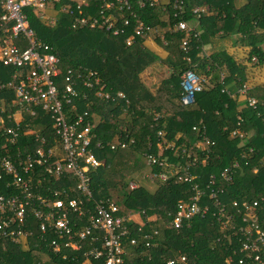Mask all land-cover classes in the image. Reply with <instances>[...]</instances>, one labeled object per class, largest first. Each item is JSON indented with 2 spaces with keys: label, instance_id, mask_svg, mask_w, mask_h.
Masks as SVG:
<instances>
[{
  "label": "trees",
  "instance_id": "16d2710c",
  "mask_svg": "<svg viewBox=\"0 0 264 264\" xmlns=\"http://www.w3.org/2000/svg\"><path fill=\"white\" fill-rule=\"evenodd\" d=\"M126 1L135 18L128 11L120 13L129 19V26L119 36H111L99 27L72 28L73 17L61 10L67 5L65 0L48 4L54 12L53 24L41 19L32 9L25 10L34 42L59 61V75L55 80L59 91L67 71L82 75L92 72L98 79L91 90L78 88L79 96L73 100L76 109L70 110L71 118L75 113L87 111L90 121L95 122L91 150L99 165L87 172L90 199L85 202L70 190L75 186L70 176L54 179L40 168L30 173L31 192L34 196L52 199L54 191H64L81 198L91 211L94 202L111 198L110 191L116 185L129 178L132 171L146 166L145 154L156 155V145L161 142L157 133H160L164 139L162 145L170 146L160 157L165 164L146 167L150 174L164 173L167 179L149 177L155 182L153 192L140 186L130 190L124 184L117 192L119 198L112 200L119 214H138L134 222L126 223L129 236L121 238L122 264H165L180 256L185 258L184 264H238L239 258L244 259V254L238 251L236 234L238 227H243L240 222L243 210L240 206L233 207L232 202L257 201V220L264 229V85L248 88L245 96L238 93L246 86L249 74L264 71V0H244L240 7L235 6V0H182L180 12L172 11L169 4L160 5L152 0ZM91 8L83 10L82 15L93 16L95 9ZM195 8L202 12L193 13ZM135 20L147 31L142 38L137 37L130 46H125L124 39L131 33ZM178 21L196 23L195 37L173 32ZM146 37L165 52L163 59L144 46ZM183 40L188 46L185 52L180 49ZM21 46L26 45L22 42ZM204 47L210 52H203ZM156 63L164 65L168 74L151 92L140 75ZM188 69L208 82L194 95L191 105L181 106L179 77ZM14 71L0 67V80L7 81ZM100 89L110 94L109 100L96 96L95 92ZM118 93L123 98L117 97ZM240 96L243 100L239 102ZM0 97L8 102L12 94L5 91ZM248 97L256 101L255 109L247 106ZM33 110L32 116L22 113L16 143L20 154L23 146L30 149L37 146L33 135H28L29 130H39L46 146L55 140L49 115L38 108ZM5 122L9 125L6 118ZM232 130L242 134L241 137L231 138ZM203 135L213 145L198 147ZM3 140L0 133V142ZM115 142H123L125 147L111 150L109 145ZM237 153L243 154L245 164L230 182H223L219 172L238 157ZM176 170L180 175L187 172L191 182L176 181ZM211 178L215 185L206 188ZM191 185L205 192L201 204L207 205L208 212L191 218L176 230L170 221L177 203L187 202L191 196ZM209 190L215 192L218 206L207 199ZM1 192L18 193L17 190ZM220 210L222 215L217 214ZM227 217L232 218L231 224L226 221ZM78 222L85 224L83 219ZM153 232L157 233L151 240L155 247L147 248L143 236ZM131 238L135 240L134 245L129 243ZM97 243L87 241L83 246H98ZM25 247L5 246L3 250L0 245V264H73L74 260H81V254L65 249L62 253L66 257L61 259L46 244L42 245L35 221ZM243 262L250 264L249 260Z\"/></svg>",
  "mask_w": 264,
  "mask_h": 264
},
{
  "label": "built area",
  "instance_id": "2783aa9c",
  "mask_svg": "<svg viewBox=\"0 0 264 264\" xmlns=\"http://www.w3.org/2000/svg\"><path fill=\"white\" fill-rule=\"evenodd\" d=\"M60 0H0L2 13L0 15V67L12 68L15 71L7 81L0 80V96L5 91L12 94L11 101L6 102L0 97V133L4 140L0 142V245L4 250L5 246H12L17 249H27L25 242L32 235V221H35L38 232V240L42 245L46 244L49 249L59 258L65 259L62 251L81 254V260L73 264H122L123 249L121 238L129 236L126 223L133 221L138 214H119L118 207L108 198L104 201L93 203L90 211L83 203L81 196L87 202L91 197L89 187L88 169H95L99 162L91 150V142L94 138L92 133L95 122L90 121L87 111L75 113L71 118L70 110H75L73 100L78 98V88L91 90L93 84L98 83L96 75L88 72L84 75L67 71L62 79L61 91L56 85V78L59 75V61L57 57L46 53V48L37 45L33 40V32L29 27L26 9H32L41 19L49 24L54 22V12L48 8V4H57ZM67 5L61 8L62 11L73 17L72 28L88 27L90 29L99 27L111 36H119L124 28L129 26V19L121 16L123 11L130 12L129 15L135 18L130 11L126 0H65ZM157 0H152L156 3ZM171 10L181 11L182 0H167ZM93 6L95 14H83V10L89 11ZM142 7L143 3H139ZM48 9L53 16L46 15ZM193 13H200L202 9L195 8ZM78 15V16H77ZM173 17L176 16L174 12ZM147 28H144L139 20L133 22V29L124 39L125 46H130L134 39L143 37ZM173 32H181L188 36L195 37L194 28L183 21H178L172 28ZM22 42L25 47H22ZM180 49H188L187 41L181 42ZM206 79L198 77L192 70L184 71L179 77V103L181 106H189L193 103L194 95L204 89ZM248 89L244 86L238 91L239 95H246ZM96 96L109 100L110 94L101 89L95 92ZM117 97L123 98L118 93ZM84 98V96H82ZM247 106L251 109L257 107L254 98L246 99ZM33 108L47 113L52 121L55 140L46 146V140L39 130L28 131L32 134L37 146L29 148L23 146L20 154L16 143L22 113L33 115ZM75 108V109H74ZM10 112L3 117L6 112ZM5 118L8 120L6 125ZM25 133V134H27ZM230 137H241L236 130L230 132ZM161 139L157 143L155 156L145 154V165L163 166L164 161L160 160L163 151L170 148L169 145H162L164 139L162 134L157 133ZM213 145L204 135L202 136L201 147ZM96 146H98L96 144ZM123 149L125 143L115 142L109 148ZM15 148V149H14ZM14 149V157L12 150ZM236 157L228 167L219 172V178L223 182H230L234 173L243 168L245 164L243 154ZM54 179L70 176L75 186L73 190L78 196L72 197L64 191L53 192L52 199L41 195H33L31 192V175L36 169ZM180 170V167L177 168ZM173 173V171L171 172ZM176 174V181L190 183L192 177L183 172ZM150 178L165 181L167 175L164 173H151ZM38 182V181H37ZM214 179L211 178L206 186H213ZM136 185L128 184L130 190ZM17 190V194L6 195L1 191ZM191 196L187 202L180 201L176 205L173 217L170 221L172 228L178 230L195 216H204L208 212L207 205L201 201L205 192L197 185H191ZM60 195L62 198L56 197ZM207 199L213 200L215 206L219 205L214 191L209 190ZM258 202L247 203L242 201L232 202L233 207H241L243 215L240 222L237 237L239 240L238 251L244 254V259L250 264H264V229L257 220ZM218 215H222L220 210ZM78 219L85 221L79 225ZM230 217L226 218L231 224ZM136 220V219H135ZM137 231H140L138 228ZM100 233V236L97 235ZM157 233L144 235L145 247L154 248L151 242ZM97 243L98 246L84 248L85 242ZM129 243L134 245L135 240L131 238ZM38 246V245H35ZM242 258L237 263L243 264ZM185 258L180 256L174 260H167L165 264H184Z\"/></svg>",
  "mask_w": 264,
  "mask_h": 264
},
{
  "label": "rangeland",
  "instance_id": "374dc122",
  "mask_svg": "<svg viewBox=\"0 0 264 264\" xmlns=\"http://www.w3.org/2000/svg\"><path fill=\"white\" fill-rule=\"evenodd\" d=\"M47 16L52 17L53 12L48 9V13H46ZM262 74L264 71H261ZM260 72V73H261ZM166 75V68L164 65H161L159 63L154 64L147 70H145L141 75L140 79L143 82V84L151 90V92H154L159 84V82L162 80V78H165L164 76ZM149 168L146 166L143 168L141 167L139 170H134L132 171L131 175L128 176L126 180H124L122 183L116 185L117 187L115 190L110 191V196L111 199L116 201L117 198H119V195L117 192L121 191L122 185L128 184L130 182L134 183L136 186H140L148 190L149 192H153L155 189V182L154 180L149 178Z\"/></svg>",
  "mask_w": 264,
  "mask_h": 264
},
{
  "label": "crops",
  "instance_id": "0c3cea01",
  "mask_svg": "<svg viewBox=\"0 0 264 264\" xmlns=\"http://www.w3.org/2000/svg\"><path fill=\"white\" fill-rule=\"evenodd\" d=\"M157 2L160 5H164L167 3V0H157ZM245 1L244 0H235V6L236 7H240ZM190 27L196 29V23H190L188 24ZM144 46L151 51L152 53H154L156 56H158L160 59H163L165 57V52H163L159 47H157L155 45V43L149 38L146 37L144 40ZM203 52L208 53L210 52V49L208 47H204ZM232 52V51H231ZM230 52V53H231ZM166 68V67H165ZM168 74V71L166 69V75ZM166 75L164 77H166ZM163 79V78H162ZM208 82V81H207ZM262 84L264 85V73L262 74V72L260 73L259 71H254L253 73L249 74V76L247 77V81H246V88L250 89L251 87L255 86V85H259ZM151 91V90H150ZM230 94H233L232 92ZM243 100V98L240 96L239 97V102ZM111 201L112 199L109 198ZM113 202V201H112Z\"/></svg>",
  "mask_w": 264,
  "mask_h": 264
}]
</instances>
